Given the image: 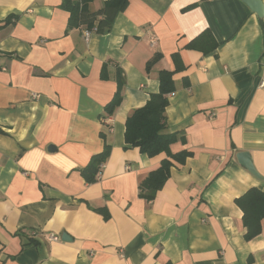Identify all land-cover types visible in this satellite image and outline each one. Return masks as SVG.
Instances as JSON below:
<instances>
[{"label":"crops","instance_id":"crops-1","mask_svg":"<svg viewBox=\"0 0 264 264\" xmlns=\"http://www.w3.org/2000/svg\"><path fill=\"white\" fill-rule=\"evenodd\" d=\"M69 17L63 0H0V264H264V220L246 240L235 203L264 188V16L241 0H129L88 38ZM205 29L215 47H188ZM173 53L183 67L165 131L183 135L172 153L190 155L147 200L139 184L167 156L128 146L125 120L158 92L159 71L174 70ZM117 69L121 101L105 115ZM105 143L87 183L79 170Z\"/></svg>","mask_w":264,"mask_h":264},{"label":"trees","instance_id":"trees-1","mask_svg":"<svg viewBox=\"0 0 264 264\" xmlns=\"http://www.w3.org/2000/svg\"><path fill=\"white\" fill-rule=\"evenodd\" d=\"M90 0H63V7L70 12L69 27L85 25L87 29L95 27V32H108L117 17L122 12L129 0H106L96 11L88 9ZM199 37V39H198ZM197 38L193 39L187 46L196 47V43L202 44L204 52L215 47V41L208 29L202 31ZM159 58L155 54L147 63L146 69ZM175 64L174 70H161L158 74V92L149 95L144 105L135 108L125 120L124 141L130 147H137L140 153L153 157L165 153L160 165L149 172L139 184V196L147 200L152 199L158 189L162 187L169 176L170 167L173 162L183 163L190 155L187 150L176 153L170 151V146L177 140L183 141V135L179 132H166L165 108L168 104L167 93L174 89L172 75L182 69L177 53L172 54ZM105 66L101 69V77L105 78ZM117 89L112 99L104 106L105 115L113 113L121 101V90L124 85L121 71L117 69ZM104 139L103 132L100 133ZM110 145L105 143L103 150L91 156L89 163L79 171L87 183L98 180L107 156ZM235 203L242 210V226L244 227V238L249 240L261 232L264 220V188L251 187L241 196L235 199Z\"/></svg>","mask_w":264,"mask_h":264},{"label":"water","instance_id":"water-1","mask_svg":"<svg viewBox=\"0 0 264 264\" xmlns=\"http://www.w3.org/2000/svg\"><path fill=\"white\" fill-rule=\"evenodd\" d=\"M243 1L259 18H263L264 16V7L261 0H241ZM49 150L53 149V146L48 147ZM237 161L244 166L252 175L256 178L262 179V176L257 172L252 160L251 156L247 151L237 152L235 155ZM61 238L63 240H67L68 236L65 232L61 234Z\"/></svg>","mask_w":264,"mask_h":264},{"label":"built area","instance_id":"built-area-1","mask_svg":"<svg viewBox=\"0 0 264 264\" xmlns=\"http://www.w3.org/2000/svg\"><path fill=\"white\" fill-rule=\"evenodd\" d=\"M92 32H95V27H92V28H90V29H85V30L83 31V36H84L85 38H88V36H89ZM156 39H157V38H156L153 34H151V35L149 36V42H150L151 44H153V43L155 42ZM259 87L264 88V80H262V81L259 83ZM49 238H50L51 240H58V239H59V237H58L57 235H54V234H50V235H49Z\"/></svg>","mask_w":264,"mask_h":264}]
</instances>
